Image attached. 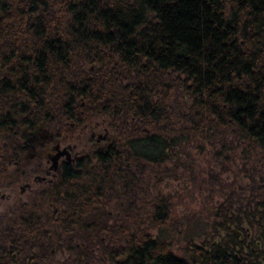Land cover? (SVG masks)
I'll use <instances>...</instances> for the list:
<instances>
[{
    "label": "trees",
    "instance_id": "16d2710c",
    "mask_svg": "<svg viewBox=\"0 0 264 264\" xmlns=\"http://www.w3.org/2000/svg\"><path fill=\"white\" fill-rule=\"evenodd\" d=\"M99 114L121 135L61 163L19 201L16 223H0V241L50 232L79 264L94 247L109 264H264L261 247L231 230L264 228L254 193L229 192L214 211L220 240L188 241L180 257L148 230L170 219L167 196L148 224L133 218L134 201L121 223L103 205L111 191L132 194L146 162L176 161L194 137L264 156V0H0V181L24 174L29 150Z\"/></svg>",
    "mask_w": 264,
    "mask_h": 264
},
{
    "label": "rangeland",
    "instance_id": "374dc122",
    "mask_svg": "<svg viewBox=\"0 0 264 264\" xmlns=\"http://www.w3.org/2000/svg\"><path fill=\"white\" fill-rule=\"evenodd\" d=\"M120 128L109 124L104 115L93 117L87 126L79 125L71 131V137L67 140H59L60 145H69L70 155L73 161L87 153L96 144V138L101 136V142L106 143L121 135ZM55 141H50L42 147L28 151L20 164L24 174L18 172L14 164H8L7 169L15 177L13 183L0 181V223L15 222L19 215L20 202L29 201L36 194L37 189L46 185L38 179H33L36 174L51 177L46 172L47 164L45 153L52 151L51 146ZM183 152H179L178 158H168L157 164L146 162V167L141 174L131 193H116L111 191L109 199L104 205L109 213L106 219L109 223H121L125 220L126 205L134 201L136 219H142L148 224V215L151 214L155 200L160 196H167L171 201L169 220L159 228L149 226L153 235L159 236L170 243V250L177 256L182 255V248L188 241L193 244H201L205 239L216 243L219 234L223 233L217 225L218 218L214 216L215 208L228 197L229 192L237 193L240 198H247L251 193L264 198V156L263 152H245L242 145L208 142L205 138L194 137L184 145ZM60 160H65L62 156ZM59 160V161H60ZM66 161V160H65ZM30 182L31 188L25 186ZM22 187V188H21ZM20 201V202H19ZM245 201V200H244ZM133 210V212H134ZM137 213V214H136ZM124 219V220H123ZM15 225V223H13ZM10 223V222H9ZM246 227V223H242ZM235 227V226H233ZM243 227V234H244ZM238 228V227H235ZM252 238L247 243H255L256 230H252ZM62 240V238H60ZM264 237L261 238V254L264 256ZM57 242V241H56ZM73 242H77L75 239ZM62 242L60 257L64 258L68 252L75 259L74 264H79L75 251L71 252ZM56 245V243H55ZM247 246V247H248ZM55 246V250H58ZM94 258L90 264H109L102 257L98 248L94 247Z\"/></svg>",
    "mask_w": 264,
    "mask_h": 264
},
{
    "label": "flooded vegetation",
    "instance_id": "af4514ba",
    "mask_svg": "<svg viewBox=\"0 0 264 264\" xmlns=\"http://www.w3.org/2000/svg\"><path fill=\"white\" fill-rule=\"evenodd\" d=\"M50 152L51 151L45 153L46 162H49L47 154ZM60 158L58 159L57 169L61 163H65L73 160L72 158L68 161L65 159L66 160L65 161V160H60ZM47 168L48 169H46V172H50L51 177L45 176V179L41 181L43 182L54 181L57 169L54 170L53 172V170L49 169L48 164H47ZM25 186L30 189L31 188L30 182L26 181ZM243 227H244L243 224H239L238 228H236L237 232L233 231V228H235L233 226L231 227V230L234 232V235L239 240H243L245 237L246 242H248L249 239L253 237L252 236L253 229L250 226L246 225V227H244V234H243ZM43 230L46 231L47 229L43 227ZM45 234H47L48 240H46V238H43V240H39L38 243H31L30 241H26V238H23L24 241L23 245L14 244L15 241L16 242L19 241L17 238L15 240V237L13 236H9L7 239H4V241H0V264H74L75 259L72 258L69 252L64 255L65 256L64 258L59 256L61 255L62 249L64 248L61 245L63 241L57 240L52 234H50V232H47ZM255 236H256L255 244L258 247H260L261 246L260 240L261 238L263 239L264 237V228L260 227L259 229H257ZM55 243L59 248L58 250H55V246H56ZM65 245L67 249H69L70 247L72 248V246L69 245L68 242H66ZM263 245H264V241H263ZM47 246H49L48 251L46 250ZM250 248L254 250L252 246H250Z\"/></svg>",
    "mask_w": 264,
    "mask_h": 264
},
{
    "label": "water",
    "instance_id": "95a60500",
    "mask_svg": "<svg viewBox=\"0 0 264 264\" xmlns=\"http://www.w3.org/2000/svg\"><path fill=\"white\" fill-rule=\"evenodd\" d=\"M90 68H93V65H90ZM101 136H102L101 134L98 135L97 140H100ZM51 149H52V151L50 153H48L47 156H48V160H49L48 167H49V169L53 170V172H54V170L57 169V163H58V159L60 157L64 156V158L67 161L73 158L70 155L69 145L68 144L67 145H60L59 140H56L52 144ZM33 179L34 180L35 179L43 180V179H45V176L36 174ZM233 231L237 232L236 228H233Z\"/></svg>",
    "mask_w": 264,
    "mask_h": 264
}]
</instances>
